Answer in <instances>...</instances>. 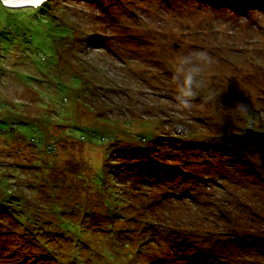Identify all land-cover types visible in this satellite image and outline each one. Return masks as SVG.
I'll list each match as a JSON object with an SVG mask.
<instances>
[{
    "label": "rangeland",
    "instance_id": "obj_1",
    "mask_svg": "<svg viewBox=\"0 0 264 264\" xmlns=\"http://www.w3.org/2000/svg\"><path fill=\"white\" fill-rule=\"evenodd\" d=\"M248 128L264 0H0V264H264L263 160L224 138Z\"/></svg>",
    "mask_w": 264,
    "mask_h": 264
},
{
    "label": "clouds",
    "instance_id": "obj_2",
    "mask_svg": "<svg viewBox=\"0 0 264 264\" xmlns=\"http://www.w3.org/2000/svg\"><path fill=\"white\" fill-rule=\"evenodd\" d=\"M209 62V57L203 51H190L180 55L173 77L176 89L173 104L175 110L180 112L191 110L193 99L203 85L200 73L203 66ZM235 108L246 111L247 105L238 103Z\"/></svg>",
    "mask_w": 264,
    "mask_h": 264
},
{
    "label": "water",
    "instance_id": "obj_3",
    "mask_svg": "<svg viewBox=\"0 0 264 264\" xmlns=\"http://www.w3.org/2000/svg\"><path fill=\"white\" fill-rule=\"evenodd\" d=\"M10 5H20L31 3L35 6L41 0H3ZM224 138L231 142L234 146L241 149H250L251 151H258L261 154L264 165V131L254 130L252 128L246 129L245 133H233L225 135ZM250 146L253 148H250Z\"/></svg>",
    "mask_w": 264,
    "mask_h": 264
},
{
    "label": "trees",
    "instance_id": "obj_4",
    "mask_svg": "<svg viewBox=\"0 0 264 264\" xmlns=\"http://www.w3.org/2000/svg\"><path fill=\"white\" fill-rule=\"evenodd\" d=\"M44 4H45V2H44ZM43 5V4H42ZM41 5V6H42ZM30 125V124H29ZM29 125H27V128H28V126ZM26 128V129H27ZM27 135V134H26ZM32 140H34V142H36V143H41V141H40V136H38L37 137V135H35V136H33L32 138H31ZM8 189H4V190H2L4 193H3V195L5 196V193H7L8 194V196H7V198H9V196H11V193L9 192V190L7 191ZM13 199L17 202V203H19V201L21 200V198H19V199H16V198H14L13 197ZM0 200L2 201V203L5 205L6 203V200H8V199H6V197H2V195L0 194ZM61 209V208H60ZM59 211H61V213H66L67 211H65V210H59ZM62 223H64V222H62Z\"/></svg>",
    "mask_w": 264,
    "mask_h": 264
},
{
    "label": "bare ground",
    "instance_id": "obj_5",
    "mask_svg": "<svg viewBox=\"0 0 264 264\" xmlns=\"http://www.w3.org/2000/svg\"><path fill=\"white\" fill-rule=\"evenodd\" d=\"M46 0H41L40 3H36L35 6L31 3H26V4H20V5H10V4H7L9 5L10 7H21V6H33V7H37V6H40L42 4H44Z\"/></svg>",
    "mask_w": 264,
    "mask_h": 264
}]
</instances>
